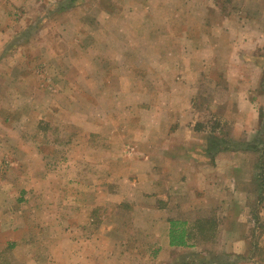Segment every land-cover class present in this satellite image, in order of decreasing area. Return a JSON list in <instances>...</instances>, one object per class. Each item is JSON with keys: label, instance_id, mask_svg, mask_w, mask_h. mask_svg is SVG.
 Listing matches in <instances>:
<instances>
[{"label": "rangeland", "instance_id": "obj_1", "mask_svg": "<svg viewBox=\"0 0 264 264\" xmlns=\"http://www.w3.org/2000/svg\"><path fill=\"white\" fill-rule=\"evenodd\" d=\"M253 24L263 38L264 0H0V264H23L30 235L45 263L69 260L75 218L94 232L110 226L109 264H264L260 154L220 155L253 164L248 191L232 190L230 179L201 189L157 167L158 230L162 214L184 221L191 245L157 252L146 231L156 220L143 209L154 199L140 194L150 177L139 174L151 169L137 161L165 162L187 104L201 112L213 102L207 125L195 128L229 146L264 136V76L252 91L257 131L235 136L222 115L233 82L250 72L243 56L264 71V39L244 44ZM80 192L96 208L105 202L104 220L101 209L77 204Z\"/></svg>", "mask_w": 264, "mask_h": 264}, {"label": "crops", "instance_id": "obj_2", "mask_svg": "<svg viewBox=\"0 0 264 264\" xmlns=\"http://www.w3.org/2000/svg\"><path fill=\"white\" fill-rule=\"evenodd\" d=\"M257 27L253 24L251 29L254 32L253 38L250 37V33L246 36L244 44H249L255 42L256 44L261 40L263 32L258 30V33L255 34V30ZM261 38V39H260ZM259 47V45H258ZM255 48V47H254ZM245 49L244 53L246 55L252 54L254 50ZM251 56V55H250ZM239 59V57H238ZM244 65H250V72L248 74H240L238 75V79H235L233 91L231 92L230 98L228 102H226V107L223 112L224 119L227 121H231L233 124V133L234 135L237 134V130L239 131L243 127H250L247 130L255 129L261 126L262 121H260V110L256 109L257 99L253 98L252 91L257 88L259 81L262 79L263 70L260 64V61L257 57L250 58L243 56L240 60ZM235 67L236 65L233 64ZM208 105L205 111L196 112L192 108L191 104H187V111L185 112L189 115V119L185 123H180L177 129L174 132H170L168 135V142L173 140V143H168L169 147L163 148V153L165 155V162L160 165V162H149V157H145L140 161L137 159L138 163L150 167L149 174L140 173L139 175L145 177L149 176L150 182H147L146 186H141L140 194L149 195L151 199H154L153 204H151L150 208H143L144 212L150 210V214H144L147 218H153L156 220L154 228L150 226L146 231L152 236L151 241L154 240L153 246L151 249H154L152 252H157L159 249L166 250V248L172 247L170 245L169 239V230H170V221L172 217L168 215H163L162 218V231L159 232L158 225H159V217H160V206L159 202L163 203L160 199H162L163 195L160 191L159 181V170L161 168V172L164 171L163 167L166 166L167 170L163 173L165 174L168 172V177L171 178V173L177 171V174L180 178L184 179V183L190 182L191 180H199L198 185H205L212 186L214 189H221L223 188V180L226 181L230 179V184L232 185V190L238 191L243 186H246L247 191L249 186L252 183L253 178V170L254 166L251 163H245L244 158H236L235 160H231V158L222 159L220 158L221 154L228 152L230 154L233 153H240L248 155L250 151H246L242 144L237 146L230 145L221 149L218 152V155H215L214 158H211L209 154L211 150L208 149V133L204 129L197 130L195 128L196 122L203 124V127L207 125V122H202V117H206V121L209 120V116L211 112L214 111V103ZM217 107V106H216ZM201 118H200V116ZM199 116V118H198ZM235 135V136H236ZM233 136V138H235ZM178 143L179 145H175ZM248 144V142H247ZM245 144V145H247ZM240 147V149H239ZM244 152V153H243ZM237 155V154H236ZM264 160V158H263ZM209 170L213 172H209ZM181 171V172H180ZM157 172V173H156ZM207 172V174H204ZM162 174V175H163ZM264 174V172H263ZM166 175V174H165ZM133 179V177L131 178ZM135 181V179H133ZM208 181H212V185H209ZM76 188L79 187V181L75 182ZM200 187L194 188L193 193L194 195V203L198 202L197 190ZM202 189V186H201ZM88 199L85 202L82 200V192L77 193L75 195L77 204H84L86 203L90 209H94V204L91 203L93 201L92 196L90 193L86 194ZM91 197V198H90ZM103 197L105 195L103 194ZM62 199V198H60ZM104 199V198H103ZM193 199V198H192ZM103 206L99 205L95 209H101V218L105 219V202L102 200ZM164 208V207H162ZM245 209V208H243ZM164 210V209H163ZM99 213V212H98ZM141 215V214H140ZM140 217H143L142 215ZM162 219V220H163ZM91 220V219H90ZM174 221V220H173ZM82 222L75 218L70 222L69 231L70 234V243L67 246H70L69 260L64 258L63 255H60L59 258L55 259V262H46L42 260V257L39 255L43 250L44 246L39 250L32 246L33 238L30 235L29 238L26 239V243H22L26 246L25 252H31L30 254H24L25 260H22L23 264H109L112 259V247H116L112 243V235L110 226L106 225L104 228L101 229L99 232H94L89 226H80ZM82 225V224H81ZM62 227V225L60 226ZM186 230V229H185ZM61 234H64V230L61 231ZM186 234L188 237V232L186 230ZM161 235V238H159ZM186 237V238H187ZM31 243V244H30ZM11 246L15 244L10 243ZM21 244V245H22ZM34 244V243H33ZM20 245H16L15 248L19 247ZM187 246H191L188 242L187 238ZM24 247V246H23ZM62 250V248H60ZM55 251H59V248L54 247ZM39 257V258H38ZM68 257V256H67ZM23 258V259H24ZM65 260L66 262H63Z\"/></svg>", "mask_w": 264, "mask_h": 264}, {"label": "trees", "instance_id": "obj_3", "mask_svg": "<svg viewBox=\"0 0 264 264\" xmlns=\"http://www.w3.org/2000/svg\"><path fill=\"white\" fill-rule=\"evenodd\" d=\"M263 75H264V71H263ZM262 127H264V124L262 125ZM215 128L216 126L214 127V129ZM212 131L213 130H210L211 136H209V133H208V149H210L211 151L214 150L215 153H217V152H220L222 148L229 146L228 143L230 142V140L227 141V139L226 140L221 139L219 136L214 135ZM244 149L246 151L255 152V153L260 154L258 162L261 163V165L264 167V160H263L264 158V136L259 137L252 144H248V146L245 147ZM184 224H185L184 221H175V220L170 221V230H169L170 245L187 246V238L189 236L187 237Z\"/></svg>", "mask_w": 264, "mask_h": 264}]
</instances>
